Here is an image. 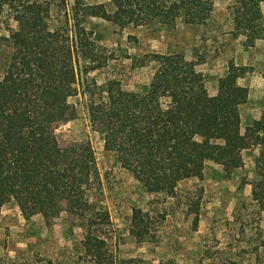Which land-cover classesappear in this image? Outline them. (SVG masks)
<instances>
[{
    "label": "trees",
    "instance_id": "16d2710c",
    "mask_svg": "<svg viewBox=\"0 0 264 264\" xmlns=\"http://www.w3.org/2000/svg\"><path fill=\"white\" fill-rule=\"evenodd\" d=\"M110 2L112 13L84 0H0V48L9 50L0 78V211L14 202L25 220L66 212L85 221L82 247L91 264H112L105 242L112 233L109 213L89 197L101 184L95 156L88 143L60 147L54 136L56 127L77 117L70 104L78 95L77 59L91 65L97 58L84 24L97 18L119 28L171 26L182 17L186 25L203 26L213 11L207 0ZM261 3L240 0L231 9L232 35L245 38L248 48L264 41ZM146 60L157 69L145 93L108 84L101 97L88 96L89 126L104 150L147 194L174 198L180 183L201 178L207 159L230 172L242 168V152L258 149L249 185L253 205L264 212V101L259 120L240 131L247 97L238 80L250 69L230 64L211 97L195 71L197 61L187 63L182 54ZM89 65L84 72L97 68ZM129 233L138 243L152 237L148 211H132ZM255 257L264 264V236Z\"/></svg>",
    "mask_w": 264,
    "mask_h": 264
},
{
    "label": "rangeland",
    "instance_id": "374dc122",
    "mask_svg": "<svg viewBox=\"0 0 264 264\" xmlns=\"http://www.w3.org/2000/svg\"><path fill=\"white\" fill-rule=\"evenodd\" d=\"M207 1L213 11L203 26L186 25L182 17L171 26L139 22L119 28L97 18L84 24L97 58L91 65L77 59L78 95L70 99L77 117L56 127L54 136L60 147L88 143L93 150L101 184L89 197L93 205L109 213L112 233L105 236V242L112 264H256V250L264 236V212L253 205L249 184L255 180L258 149L242 152V168L230 172L207 159L201 178L180 183L174 198L149 195L121 167L116 155L104 150L102 138L91 130L87 117L88 96L101 97V89L108 84L114 90L145 93L157 69L156 63L146 59L156 54H182L187 63H200L195 71L208 95L217 90L230 64L250 69L238 80L247 97L240 114L243 123L260 117L264 41L248 48L245 38L233 37L231 9L240 0ZM84 3L103 4L109 13L114 10L110 0ZM260 11L264 23V3ZM8 58L9 50L0 48V78ZM88 65L97 68L84 72ZM134 209L150 215L152 237L143 243L129 233ZM85 224L66 212L52 219L37 215L25 220L10 202L0 211V264H91L82 247Z\"/></svg>",
    "mask_w": 264,
    "mask_h": 264
},
{
    "label": "crops",
    "instance_id": "0c3cea01",
    "mask_svg": "<svg viewBox=\"0 0 264 264\" xmlns=\"http://www.w3.org/2000/svg\"><path fill=\"white\" fill-rule=\"evenodd\" d=\"M216 93H217V90L215 89V90L213 91L212 95H209V96H215ZM252 116H253V115H252ZM259 118H260L259 116H257V117H252L251 120H248V121H246V123H245V122L243 123V118H242V116H241V114H240V119H241L240 131H241V133H242V130H245L246 127H248L249 125H251L252 122L259 120ZM248 123H249V124H248Z\"/></svg>",
    "mask_w": 264,
    "mask_h": 264
}]
</instances>
